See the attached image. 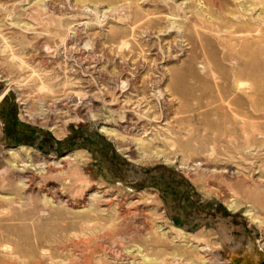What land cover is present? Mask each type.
Returning <instances> with one entry per match:
<instances>
[{
	"label": "rangeland",
	"instance_id": "374dc122",
	"mask_svg": "<svg viewBox=\"0 0 264 264\" xmlns=\"http://www.w3.org/2000/svg\"><path fill=\"white\" fill-rule=\"evenodd\" d=\"M0 97V264H264V0H0Z\"/></svg>",
	"mask_w": 264,
	"mask_h": 264
},
{
	"label": "crops",
	"instance_id": "0c3cea01",
	"mask_svg": "<svg viewBox=\"0 0 264 264\" xmlns=\"http://www.w3.org/2000/svg\"><path fill=\"white\" fill-rule=\"evenodd\" d=\"M225 241H226V239H225V238H222V243H224V245L226 244ZM233 244H234V246H233V245H232V246H229V245H228V246L226 247V249L229 250V251H231V252H236L237 250H239V249H237V248H239V247H238V246H239L238 243H233ZM251 247H252V245H251ZM252 248H253V250H254L257 254H259V255H263V254L258 253V252L256 251L255 247H252ZM234 250H235V251H234ZM242 256H243V257H242L243 260L246 259V256L244 255V252H243V255H242ZM263 258H264V257H263ZM263 258H262V259H263Z\"/></svg>",
	"mask_w": 264,
	"mask_h": 264
},
{
	"label": "built area",
	"instance_id": "2783aa9c",
	"mask_svg": "<svg viewBox=\"0 0 264 264\" xmlns=\"http://www.w3.org/2000/svg\"><path fill=\"white\" fill-rule=\"evenodd\" d=\"M256 248L259 252L264 253V237H259L256 241Z\"/></svg>",
	"mask_w": 264,
	"mask_h": 264
},
{
	"label": "bare ground",
	"instance_id": "6f19581e",
	"mask_svg": "<svg viewBox=\"0 0 264 264\" xmlns=\"http://www.w3.org/2000/svg\"><path fill=\"white\" fill-rule=\"evenodd\" d=\"M234 34H235V33H234ZM177 75H178V74H177ZM192 75H193V74H192ZM180 76H181V75H180ZM180 76H178V78H179ZM191 78H192V77H191ZM121 82H122V81H121ZM124 85H125V84H124ZM119 87H120V86H119ZM3 95H4V94H3ZM3 95H2V96H3ZM2 96H1V97H2ZM1 97H0V98H1ZM168 100H169V99H168ZM172 100H173V99H172ZM107 133H108V132H107ZM165 138H166V137H165ZM248 216H249V215H248ZM171 232H172V231H171ZM177 234H178V235H176V236H177V238H178V236L180 237V236L183 235V232L177 230ZM182 237H183V236H182ZM254 247H255V245H254ZM255 249H256V247H255ZM256 251H257L258 253H260V254H264V253L259 252L257 249H256Z\"/></svg>",
	"mask_w": 264,
	"mask_h": 264
}]
</instances>
